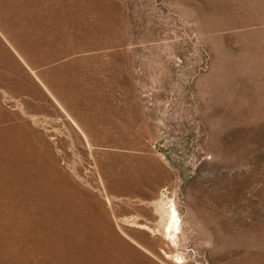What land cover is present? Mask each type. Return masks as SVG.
<instances>
[{
    "label": "rangeland",
    "instance_id": "rangeland-1",
    "mask_svg": "<svg viewBox=\"0 0 264 264\" xmlns=\"http://www.w3.org/2000/svg\"><path fill=\"white\" fill-rule=\"evenodd\" d=\"M0 264H264V0H0Z\"/></svg>",
    "mask_w": 264,
    "mask_h": 264
},
{
    "label": "bare ground",
    "instance_id": "bare-ground-1",
    "mask_svg": "<svg viewBox=\"0 0 264 264\" xmlns=\"http://www.w3.org/2000/svg\"><path fill=\"white\" fill-rule=\"evenodd\" d=\"M171 219L173 220L174 218H175V215H174V212H173V210L171 211ZM177 217V216H176ZM176 225H177V223H176ZM169 227V226H168ZM171 227H173V226H171ZM174 228V227H173ZM169 229V228H168Z\"/></svg>",
    "mask_w": 264,
    "mask_h": 264
}]
</instances>
